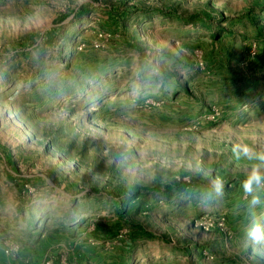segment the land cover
Here are the masks:
<instances>
[{
    "label": "rangeland",
    "instance_id": "rangeland-1",
    "mask_svg": "<svg viewBox=\"0 0 264 264\" xmlns=\"http://www.w3.org/2000/svg\"><path fill=\"white\" fill-rule=\"evenodd\" d=\"M241 141L264 0H0V264H264Z\"/></svg>",
    "mask_w": 264,
    "mask_h": 264
},
{
    "label": "clouds",
    "instance_id": "clouds-1",
    "mask_svg": "<svg viewBox=\"0 0 264 264\" xmlns=\"http://www.w3.org/2000/svg\"><path fill=\"white\" fill-rule=\"evenodd\" d=\"M232 154L236 161H243L247 168L239 181L249 221L246 237L253 246L264 248V148L241 141L232 146ZM223 187V179L216 176L209 181L206 196L210 199L213 195L221 194Z\"/></svg>",
    "mask_w": 264,
    "mask_h": 264
},
{
    "label": "trees",
    "instance_id": "trees-1",
    "mask_svg": "<svg viewBox=\"0 0 264 264\" xmlns=\"http://www.w3.org/2000/svg\"><path fill=\"white\" fill-rule=\"evenodd\" d=\"M132 195L135 196V195H136V192H133V193L131 194V197H132ZM127 201H128V198L125 199V200H123V201L121 202V206H123V209H124V205L127 203ZM123 211H124V210H120L119 212L122 213Z\"/></svg>",
    "mask_w": 264,
    "mask_h": 264
}]
</instances>
